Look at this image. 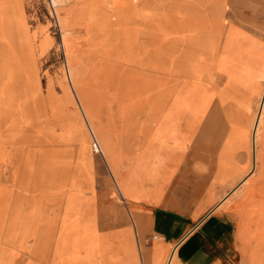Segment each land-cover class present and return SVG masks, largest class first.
Listing matches in <instances>:
<instances>
[{
	"label": "rangeland",
	"instance_id": "1",
	"mask_svg": "<svg viewBox=\"0 0 264 264\" xmlns=\"http://www.w3.org/2000/svg\"><path fill=\"white\" fill-rule=\"evenodd\" d=\"M177 4L0 0V264H30L33 254L14 247L25 243L37 249L50 242L73 244L66 248V264L144 263L138 239L144 246L145 231L138 238L130 212L144 208L141 201H150L153 193L157 172L149 174L140 164L154 158L146 153L151 142L142 133L148 132L154 91V121L165 113L167 15L170 7L176 14ZM202 10L209 19L189 31L190 38L179 36L180 41L190 39L193 59L183 96L188 99L194 92L195 103L175 109L178 115L172 117L166 140L206 152L211 144H223L219 134H229L233 173L223 183L225 194L215 200H241L229 192L245 178L243 190L264 178V137L256 151L250 125L264 109V78L252 35L235 20L242 21L244 14L243 24L260 30L256 20H264V0H204ZM233 43L239 55L227 64ZM178 116L183 119L180 133ZM165 124L155 127L161 136ZM103 140L122 158L118 173ZM239 150L247 154L243 166L236 156ZM164 156L162 169L168 171L191 164L184 152ZM199 191L190 187L184 200H195ZM259 195L245 196L248 204L239 230L250 254L264 230L256 227L258 222L264 227V220H252L256 214L264 216ZM97 233L103 247L95 261L84 260L87 247L99 249Z\"/></svg>",
	"mask_w": 264,
	"mask_h": 264
},
{
	"label": "crops",
	"instance_id": "2",
	"mask_svg": "<svg viewBox=\"0 0 264 264\" xmlns=\"http://www.w3.org/2000/svg\"><path fill=\"white\" fill-rule=\"evenodd\" d=\"M177 2L178 11L176 14L173 13V8H171L174 7L173 2L167 15L169 39L166 51L171 50L176 55L182 56H177L180 60L191 61L189 59L192 58L190 54L176 50L171 46V43L175 42L176 44L180 36V21L183 19L185 8H201L204 6V0H177ZM228 16L235 20L233 16ZM243 16L242 21H235L247 33L252 35L250 40L262 57L260 71H262L263 76L264 20H256V22L260 21V25L256 26L260 30L256 31L253 27L243 24V21H245V16ZM259 76L261 84V74ZM154 93L155 91L151 95V100L154 98ZM82 100L84 101L85 98L82 97ZM84 105L86 114L90 116L91 110L85 102ZM148 106V132H143L142 134L150 138L152 132L156 130L155 127L160 123L154 121V105L151 101ZM221 141L223 146H221L220 150L209 151V153H215L216 157L212 158L211 164L206 170L198 171L196 166L201 157L199 155L194 157L193 152L186 151L184 153L189 154L190 166L183 164L176 171H168V168L155 171L157 174L153 182V193L150 201H141L144 208L133 207L135 211L130 212L138 238L139 235L143 236L145 231L144 246L141 240L138 239L139 253L144 262L141 264H173L174 261V264H262L254 258V249L250 254L247 251L248 248L245 249L243 247L245 239L240 238L239 230L243 227L244 209L248 204V200H245L247 195L260 193V201H264V178L261 177L256 184L253 183L246 190L241 189V187L247 183L249 178H245L239 188L227 189V191L231 190L229 194L233 192L230 197L234 198L237 194L236 197H241V200H228L229 196H226L225 198L227 199L224 198L222 201L215 200L219 193L223 192L221 196L225 194L226 188L223 183L232 177L233 173L231 170L232 150L230 144L233 140L229 134H224V138ZM236 156L239 157L241 166H243V163L246 162L247 154L243 150H239ZM202 160L206 161V158ZM248 163L249 161L245 165L246 167H248ZM261 169L264 174V167L261 166ZM192 186L200 188L195 200H184V196ZM179 195V200H176V196ZM257 219L264 220V216L260 217L256 214L252 218V220ZM256 227L258 231L259 229H264L261 222H258ZM97 236L100 243L98 251L94 252V250L86 249L84 260H94L93 256L97 255L103 247L102 236L99 233H97ZM261 238L264 239V230L259 231L256 236V244L257 239Z\"/></svg>",
	"mask_w": 264,
	"mask_h": 264
},
{
	"label": "bare ground",
	"instance_id": "3",
	"mask_svg": "<svg viewBox=\"0 0 264 264\" xmlns=\"http://www.w3.org/2000/svg\"><path fill=\"white\" fill-rule=\"evenodd\" d=\"M207 19H209V14L205 13L201 8L195 7H186L183 13V19L180 21V36L182 34L187 35L186 37H191V31L192 29L199 28L200 25L205 22ZM181 37H178L177 43L174 45L171 43L172 47H174L178 51H183L192 56V53L190 52V48L188 44V41L190 39H184V41H180ZM235 43V42H234ZM233 43V44H234ZM169 50V49H168ZM171 53H170V52ZM166 54V70H167V93H166V106H165V113L161 116V118L158 120L160 129H161V124L165 120L166 124L164 126L165 133L161 136L160 129L156 128L154 132H152V135L150 136L149 140L151 142V146L148 147L146 150V153L149 155L151 154L154 156L153 159L150 158L149 161L141 162V166H144L143 168L147 171L149 174L153 173L154 171H158L162 169V166H164L165 162L167 161L166 157L164 156L165 153H168L169 155H173L174 153H183L186 151H191L193 152V156H200L201 159L198 161V164L196 166V169L198 171L201 170H206L208 169L209 165L211 164L212 158L216 157L214 154L209 153L210 150L213 151H218L221 149V144H211L209 149L207 150L208 152H203L200 149L196 148V145L194 147L192 146H185L183 144H168L169 142L166 140L167 137L171 136V132L169 131L170 124L172 122V117L173 115H178L177 111H175L176 108L179 107H184V103L186 102H191L192 104L195 103V97L193 96V93H188V99L184 98L183 94V84L184 82H187L188 77L187 70L190 72L191 71V66L193 59L189 58L191 61L188 60H180L178 59L177 56L182 57L180 55H176L173 53L171 50H169ZM236 55H239L238 52V47L234 44L231 48L230 55H228V58H225L227 64H231L232 61L236 58ZM251 56V55H249ZM240 59V58H239ZM236 59V60H239ZM188 66V69H187ZM186 69V70H185ZM264 78V75H263ZM184 81V82H183ZM261 91V90H260ZM263 93V92H262ZM155 94V93H154ZM158 93L154 95V98L151 100V103L155 106L157 104V99H158ZM263 97V94H262ZM261 97V98H262ZM262 100V99H261ZM262 103V101H260ZM264 102V101H263ZM258 115V114H257ZM250 125L252 127V145L251 147L255 148L257 151L258 145H259V140H261L262 136L264 137V109L261 110L259 113L258 117L256 118H251ZM176 131L180 133L181 127L183 124V119L181 116H178L176 119ZM158 126V127H159ZM251 130V129H250ZM250 132V131H249ZM218 141L223 143L221 140L224 138V134H219L217 136ZM248 141L250 144V133L248 134ZM102 145L104 147V152L106 153V157L108 161L116 166L117 173L119 172L118 167L120 166L122 162V158L118 156L114 151L113 148L106 143V141L103 140ZM186 147V149H185ZM157 151H161L162 155L159 156L157 154ZM257 153V152H256ZM204 154L208 155L210 158L206 161H203L202 159L205 158ZM151 156V157H152ZM194 156V157H195ZM150 157V156H149ZM168 157V156H167ZM258 156L255 155V165L257 163ZM148 166V169L146 168ZM145 172V174L147 173ZM148 174V175H149ZM240 177H236V180ZM244 181V180H243ZM126 184L127 182H123ZM171 184V182H170ZM126 186V185H125ZM127 189H129L128 186H126ZM231 195V194H229ZM227 199V198H225ZM79 243H76L75 245L78 246ZM65 246L59 245L55 246L53 242L48 243L47 246H40L37 247V249H33L31 246L22 243L18 245L17 247H14V250H18L20 252L24 253H32V256H29V262L30 264H66L65 259L66 255L65 252L66 248L73 247V244L71 242L64 244ZM83 244L80 245L83 246ZM86 246V244H85ZM87 247V246H86ZM87 250H94L93 248H88ZM175 250V249H174ZM173 250V251H174ZM95 251V250H94ZM20 252H15V254L20 253ZM175 252V251H174ZM254 258L258 261H260L262 264H264V239H257V244L256 247L254 248Z\"/></svg>",
	"mask_w": 264,
	"mask_h": 264
}]
</instances>
